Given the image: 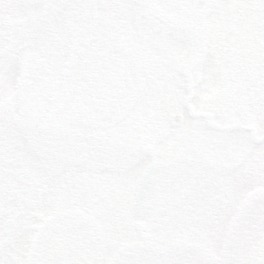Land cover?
I'll return each instance as SVG.
<instances>
[{"label": "snow or ice", "instance_id": "1", "mask_svg": "<svg viewBox=\"0 0 264 264\" xmlns=\"http://www.w3.org/2000/svg\"><path fill=\"white\" fill-rule=\"evenodd\" d=\"M0 264H264V0H0Z\"/></svg>", "mask_w": 264, "mask_h": 264}]
</instances>
